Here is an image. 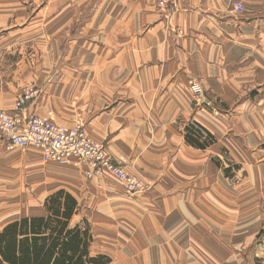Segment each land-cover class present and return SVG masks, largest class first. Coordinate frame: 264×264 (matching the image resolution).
I'll return each mask as SVG.
<instances>
[{"label":"crops","instance_id":"0c3cea01","mask_svg":"<svg viewBox=\"0 0 264 264\" xmlns=\"http://www.w3.org/2000/svg\"><path fill=\"white\" fill-rule=\"evenodd\" d=\"M231 1L179 0L165 17L156 0H100L77 36L67 37L64 21L35 40L28 30L42 32V24L22 25L23 0H0V109L12 112L22 89L34 86L28 113L82 124L149 184L131 195L109 173L85 177L75 159L44 160L35 148L0 141V228L42 214L45 198L62 189L79 208L71 222L89 227L90 254L107 264H264V247L254 246L264 229V152L251 154L244 179L232 184L205 152L217 139L202 150L183 131L194 111L189 84L213 97L237 89L244 78H232L241 62L233 49L242 46L233 45L264 34V0H239L241 15ZM249 122L263 129L264 107Z\"/></svg>","mask_w":264,"mask_h":264},{"label":"rangeland","instance_id":"374dc122","mask_svg":"<svg viewBox=\"0 0 264 264\" xmlns=\"http://www.w3.org/2000/svg\"><path fill=\"white\" fill-rule=\"evenodd\" d=\"M98 1L100 0H23L25 14L22 25L39 26L42 24L40 29L43 30L42 32L28 30V35L37 40L41 39L43 35L52 34L53 26L58 28L66 21L72 26L71 34L67 37L77 36L79 26L91 20L93 8ZM37 14H39V19L35 22L34 17ZM239 15L233 14V17L237 19ZM60 33H57L56 36L61 39L62 34ZM233 36L235 35L233 34ZM241 46L242 50L240 48L233 49V57L237 60L240 59L241 62L237 66L236 62H233L232 72L233 80L237 78L238 74L244 78L241 85L237 89L232 87L231 92H227L224 96L213 97L206 95L205 88L200 82H191L189 84L192 94L190 98L194 111L190 117L193 119L188 116L184 119V122L190 125L198 124L203 128L205 125L209 129L208 131H211L215 136L216 145L205 152H213L214 157L221 163L222 169L229 168L227 177L232 184H238L244 179L242 170L245 168L243 167L245 160L253 153L257 152V154L263 155L264 152L262 147L264 128H259L258 125H252L249 122L250 112L253 109L264 107V34H257V37L253 38L251 42L244 38L240 46L233 45V47ZM234 84L235 82L232 83V85ZM249 161L251 162L250 158ZM236 166L238 167L236 168ZM132 175H135L146 185L145 191L140 194L146 192L149 188L147 181L140 174ZM84 176L92 177L87 176L85 172Z\"/></svg>","mask_w":264,"mask_h":264},{"label":"trees","instance_id":"16d2710c","mask_svg":"<svg viewBox=\"0 0 264 264\" xmlns=\"http://www.w3.org/2000/svg\"><path fill=\"white\" fill-rule=\"evenodd\" d=\"M183 131L185 141L196 148L204 149L215 141L198 124H187ZM223 171L227 176L229 168ZM78 210L76 199L60 189L45 198L42 214L4 225L0 264H107L108 257L90 254L92 235L86 222H71Z\"/></svg>","mask_w":264,"mask_h":264},{"label":"built area","instance_id":"2783aa9c","mask_svg":"<svg viewBox=\"0 0 264 264\" xmlns=\"http://www.w3.org/2000/svg\"><path fill=\"white\" fill-rule=\"evenodd\" d=\"M178 1L156 0V7L168 17L177 9ZM231 5L238 14L244 10L239 0H232ZM37 95L38 89L27 86L16 97L12 112L0 109V141L6 148L32 147L40 151L44 160L61 163L75 159L86 164L87 176L97 177L109 173L123 183L129 194L145 191L146 185L135 175L127 173L104 144L89 138L82 124L66 127L47 117L28 113L27 103ZM257 240L262 243L264 234H260Z\"/></svg>","mask_w":264,"mask_h":264},{"label":"bare ground","instance_id":"6f19581e","mask_svg":"<svg viewBox=\"0 0 264 264\" xmlns=\"http://www.w3.org/2000/svg\"><path fill=\"white\" fill-rule=\"evenodd\" d=\"M260 234H264V229L258 234V236L260 235ZM258 238V237H257ZM254 246H255V249H260V248H263L264 246H262L259 242H258V240H255V242H254Z\"/></svg>","mask_w":264,"mask_h":264}]
</instances>
